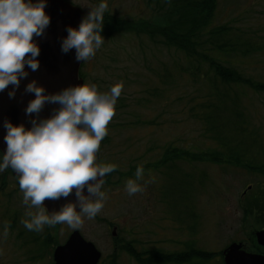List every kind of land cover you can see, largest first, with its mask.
Listing matches in <instances>:
<instances>
[{"label": "rangeland", "instance_id": "obj_1", "mask_svg": "<svg viewBox=\"0 0 264 264\" xmlns=\"http://www.w3.org/2000/svg\"><path fill=\"white\" fill-rule=\"evenodd\" d=\"M65 1L80 8L85 16L90 11L86 5L98 3ZM106 3L104 14L117 19L157 22L161 17L156 5L147 0ZM221 26L232 29L233 43L236 37L241 40L238 51L234 50L225 64L264 84V0H217L209 29ZM158 41L162 39L157 37L154 42L144 35L115 34L104 38L95 55L84 62V83L95 85L101 93L119 83L121 93L95 161L115 164L116 172L111 185L104 189L102 209L95 218H85L80 230L107 254L112 239L107 224L113 222L125 244L134 242L141 253L158 250L175 254L180 241L185 240L187 251L194 247L216 255L207 264H223L218 254L233 243L253 252L251 235L264 230L256 211L247 213L264 202V171L251 169L264 168V92L244 85L230 86L231 98L238 99V112L243 114L237 118L233 113H222L225 121L219 124L225 128L211 133V126L195 115L209 114L202 106L215 103L210 86L216 81L214 73L204 61H191L185 53ZM249 45L253 50L246 57L243 53ZM195 67L199 70L197 78L191 75ZM218 88L223 86L219 83ZM241 126L248 131L238 132ZM220 138L229 143L227 149L217 143ZM167 149L195 154L216 151L224 161L229 157L240 160L243 155L242 165L249 166L177 160L147 169L138 181L142 191L128 195L124 185L128 178L135 179L134 174L120 178V173H134L131 170L138 165L158 163ZM182 230L185 235L180 237ZM124 264L135 263L124 258Z\"/></svg>", "mask_w": 264, "mask_h": 264}, {"label": "clouds", "instance_id": "obj_2", "mask_svg": "<svg viewBox=\"0 0 264 264\" xmlns=\"http://www.w3.org/2000/svg\"><path fill=\"white\" fill-rule=\"evenodd\" d=\"M46 0H0V90L9 84L13 90L22 77L27 76L25 65L36 70L39 45L33 39L40 36L50 22L45 11ZM77 27L69 26L61 50L75 49V59L87 61L101 47L106 0H98ZM27 54V55H26ZM34 93L25 113L39 114L45 102L58 104L53 114L46 118L34 117L31 127L5 120L6 149L0 152V172L11 168L16 173L23 203L34 212L22 223L28 230L40 231L43 226L67 225L80 229L85 218L93 219L103 207L106 194L102 191L105 174L116 165L97 164L96 153L100 141L107 134V124L114 115L121 85L114 84L107 92H99L95 85L83 83L61 91L46 94L36 81L26 85ZM138 165L133 178H128L124 191L133 195L142 191L138 183L143 176ZM85 186L87 195L84 194ZM76 202H68L58 211L49 213L43 201L67 197L73 192ZM77 205L79 210L77 211ZM8 234L7 225L0 238Z\"/></svg>", "mask_w": 264, "mask_h": 264}, {"label": "trees", "instance_id": "obj_3", "mask_svg": "<svg viewBox=\"0 0 264 264\" xmlns=\"http://www.w3.org/2000/svg\"><path fill=\"white\" fill-rule=\"evenodd\" d=\"M147 2L150 5H156L161 12V17L157 22L143 20L135 22L126 21L104 14L103 37L110 38L119 33H134L136 35L147 36L154 42L159 37L162 41L158 42L185 53L191 61L199 59L207 63L216 79V81H211L210 83L211 90L213 91L211 95L214 96L215 103L212 107L208 105L205 108L203 105L202 108L210 111V113H207L205 116H202L203 113H199L195 115V118L211 126V133L218 132V127L223 130L225 125H221V127L220 124L225 121V114L221 115L222 113H233L237 118H240L243 114L238 112V99L233 100L231 98V93L228 90L230 86L244 85L254 91L264 92V84L258 83L251 78H246L239 71L225 64V59H229L233 55L234 50L238 51L241 43L240 38L236 37V41L233 43L234 34L231 35L232 29L229 26L209 29L214 18L217 0H147ZM248 47L249 49L243 53L246 57L253 50L252 45ZM198 73L199 70L195 67L191 75L197 78ZM219 83L223 88H218ZM241 128L243 127H239L238 132L245 133L246 130L248 131L247 128L246 130ZM248 135L250 134L248 133ZM216 141L222 144V149H227L229 146L227 140L221 141L220 138ZM233 141H235L234 138ZM220 155L221 153L216 151L213 153L195 154L180 149H167L163 158L158 163L146 165L143 167V170L145 172L147 169H155V167L158 168L159 166L164 167L172 162L174 163L177 160L184 159L191 160L193 163L209 162L222 164L228 161V164L232 166H242L244 168L249 166L242 165L243 155H240V160L238 157H235L234 161L231 160L234 159L233 157H229V159L224 161ZM135 169L132 168L131 172L135 171ZM251 169L259 170L258 172L261 173L264 171V168L255 169L251 167ZM115 172L116 170H113L105 174L104 184L111 185V177ZM133 174V172L128 174L120 173V178L131 177ZM257 204L254 209L251 207L247 213L254 214L256 211L255 216L259 217V222L264 224V202L261 201ZM251 239L253 242V251L264 254V249L255 244L254 233L251 235ZM124 250L136 258L139 264H207L216 257L214 253L199 250L194 247H189L186 254L182 256L180 254L165 255L153 252L137 254L136 250L132 247V243H127L124 246ZM218 255V257L222 258V253ZM143 256H146V258L143 259Z\"/></svg>", "mask_w": 264, "mask_h": 264}, {"label": "water", "instance_id": "obj_4", "mask_svg": "<svg viewBox=\"0 0 264 264\" xmlns=\"http://www.w3.org/2000/svg\"><path fill=\"white\" fill-rule=\"evenodd\" d=\"M45 11L50 16V22L40 36L33 37L40 48L36 57L39 61L38 68L33 71L25 65L28 74L21 78L19 86L15 87L14 95H9L14 88L11 84L0 90L1 152L6 149L5 120L13 124L23 123L28 128L32 126L31 121L34 117H49L53 114V110L59 107L58 104L45 102L39 114H26L25 108L28 102L34 98V93L26 91V85L29 82L36 81L38 85L44 87L46 94L83 84V80L79 77L83 60L75 59V49H70L67 52L61 50L62 40L67 35L66 29L69 26L77 27L85 17L82 10L65 0H46ZM14 176L17 177L15 172ZM74 191L73 189V192L69 193L67 197L46 198L42 203L49 213L58 211L65 203L76 202ZM83 191L85 195L88 194L86 186ZM255 238L257 244L264 247V230L257 231ZM100 257L101 254L95 246L86 242L79 232H75L65 246L57 249L56 264H97ZM223 261L224 264H264V255L247 252L242 244L233 243L223 251Z\"/></svg>", "mask_w": 264, "mask_h": 264}, {"label": "flooded vegetation", "instance_id": "obj_5", "mask_svg": "<svg viewBox=\"0 0 264 264\" xmlns=\"http://www.w3.org/2000/svg\"><path fill=\"white\" fill-rule=\"evenodd\" d=\"M83 67L84 63L80 72L85 82L86 75ZM105 186L109 185L105 184ZM30 211L34 212L35 208H29L23 203V194L19 188L18 178L9 168H6L0 172V232L7 225L8 234L6 237L0 238V264H56L57 249L65 246L75 232H79L85 241L93 243L101 253L97 264H124V258L139 264L136 258L124 250L125 241L118 232L119 227L113 222L107 224V230L111 229L112 238L109 242L110 253L107 254L100 250L94 241L89 240L80 229L73 230L62 224L45 225L38 232L26 229L22 220L29 219L26 213ZM179 235L180 237L185 235L184 230L180 231ZM179 246V252L175 254L185 255L187 252L185 240L183 242L181 240ZM132 247L137 254L141 253L134 246V242ZM154 252L158 253V250Z\"/></svg>", "mask_w": 264, "mask_h": 264}]
</instances>
